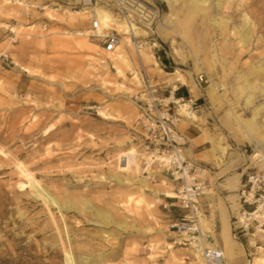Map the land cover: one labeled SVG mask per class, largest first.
<instances>
[{"label":"rangeland","instance_id":"374dc122","mask_svg":"<svg viewBox=\"0 0 264 264\" xmlns=\"http://www.w3.org/2000/svg\"><path fill=\"white\" fill-rule=\"evenodd\" d=\"M136 2L147 6L145 16ZM195 2L0 0V264H199L169 227L183 209L167 195L172 178L146 165L136 96L144 74L164 95L176 94V69L192 93L195 84L206 89L195 103L208 115L201 156L186 150L184 134L185 121H199L196 112L177 109L183 154L197 166L201 196L232 159L245 169L244 183L264 167V110L253 118L264 105V0ZM94 7L117 22L98 21L103 34L92 36ZM126 19L134 35L119 30ZM112 30L124 59L104 49ZM199 73L206 82H197ZM129 150L136 163L122 169ZM240 210L239 203L222 264H264L260 234L233 236Z\"/></svg>","mask_w":264,"mask_h":264},{"label":"built area","instance_id":"2783aa9c","mask_svg":"<svg viewBox=\"0 0 264 264\" xmlns=\"http://www.w3.org/2000/svg\"><path fill=\"white\" fill-rule=\"evenodd\" d=\"M128 4V0H121ZM91 3V0H84ZM90 35L94 36L98 28L92 23ZM104 49L113 51L120 43L115 31H109L103 37ZM198 83L206 82L202 73L196 76ZM160 83L143 75V91L136 96L137 125L142 130L140 135L150 157L147 164H158L175 182L174 195L183 209L182 214L171 221L169 227L176 233L183 245H189L200 255L203 264H222L223 250L215 245H205L200 229L199 197L204 187L195 175L197 166L183 154L185 136L178 129L181 109L184 116L195 111V102L190 97L177 96L175 90L164 95ZM241 210L233 222V236L240 238L258 233L264 238V167L247 175L240 190Z\"/></svg>","mask_w":264,"mask_h":264},{"label":"crops","instance_id":"0c3cea01","mask_svg":"<svg viewBox=\"0 0 264 264\" xmlns=\"http://www.w3.org/2000/svg\"><path fill=\"white\" fill-rule=\"evenodd\" d=\"M195 86L196 87L193 88V93L187 84L181 82L177 83L174 89L177 90V96L186 95L188 93V97H191L192 94H195V97H191L192 101L201 103L203 98L206 99L205 95L208 91L204 89V93L196 84ZM195 112L199 121L195 124L185 121L188 123V126L184 134L189 139L186 150L197 157L201 156L204 149L207 148V141L203 139L204 133H201L200 130L205 125V122L208 121V115L202 107V104L196 106ZM193 113L192 115H194ZM233 156H235L234 153ZM213 173L214 178L212 180L207 179L205 182L206 187H208L211 192L201 196L200 203L206 221L211 229L207 232L209 234L207 240L209 244L212 245H214V241L218 242L220 245L219 247L222 249V247H228L230 244L228 240L229 230L232 217H234L235 212L238 210V204L240 203V190L243 186L242 179L245 174V169L242 168V164L239 163V161L232 159L231 161H227L221 169L214 170Z\"/></svg>","mask_w":264,"mask_h":264},{"label":"bare ground","instance_id":"6f19581e","mask_svg":"<svg viewBox=\"0 0 264 264\" xmlns=\"http://www.w3.org/2000/svg\"><path fill=\"white\" fill-rule=\"evenodd\" d=\"M8 1V0H7ZM195 5H199V3L197 2V0H196V2H195ZM95 8V11L93 12V17H94V19H92V23L94 22V21H96V23L98 24V28H97V33H99V28H100V25H102V26H106L107 25V23H116L117 22V19H115L114 17H113V15L111 14V12L109 11V10H106V9H104V8H102V7H99V8H96V7H94ZM134 10L138 13V14H141V16L142 15H146L145 14V12H148V8H147V6H145V4L144 3H142V2H136L135 4H134ZM100 22V25H99V22ZM131 23H133V21L130 19H126L125 20V22L123 21V22H119V24H118V28H119V30H121L122 32H123V34H126V33H128L129 32V34H132V35H134V33L136 32V29L135 28H133L132 27V25H131ZM133 24H135V23H133ZM245 33V32H244ZM100 35L101 34H103V31H101L100 30V33H99ZM244 36H246V34H244ZM241 37V36H240ZM246 38H247V36H246ZM241 39H243V38H241ZM124 42H128V39H124ZM153 44V43H152ZM117 50H120V47L119 46H117L116 47V49H114L113 51H108V52H112L113 54L112 55H115L114 57H116V58H121V59H124L123 57H122V55H120L119 53H116L115 51H117ZM178 61H180V59L178 60ZM260 73V72H259ZM262 73H264V72H262ZM173 75L175 76L174 77V80L175 81H180L181 83H183V84H189V80H188V78L186 77V76H184L183 74H182V72H180L178 69H176L175 71H174V73H173ZM194 95V94H193ZM251 96V95H250ZM247 101H250V97H248L247 99H246ZM261 110H264V105H262V106H260L259 108H258V111L256 110L255 112H253V118H257L258 117V115L260 114V111ZM192 115V113H190V115L189 116H191ZM194 115H192L191 117H193ZM131 149V148H130ZM136 153L133 151V150H129L128 152H124V155H123V162H122V165H123V167H122V169H128L130 166H131V164H135L136 163V159H135V157H136V155H135ZM256 155V154H255ZM121 156V155H120ZM122 160V159H121ZM135 167V166H134ZM128 171H130V169L128 170ZM143 182V181H142ZM41 189V188H40ZM39 189V190H40ZM39 190H37L36 192H35V196L36 197H41L42 195H41V192L39 191ZM41 191H43V190H41ZM165 191V190H164ZM167 195L168 196H170V197H175V195H174V193H172V192H168L167 193ZM45 196V195H44ZM48 196V195H47ZM43 198V197H42ZM49 198V197H48ZM240 214V213H239ZM204 244L205 245H208V246H211L212 244H209V243H207L206 242V238H204ZM224 253V252H223ZM192 255H193V257L195 258V260H196V262L197 263H199V264H203V262H202V259H201V257H200V255L198 254V252H196L195 250H194V252H192L191 253ZM224 257H225V254H224Z\"/></svg>","mask_w":264,"mask_h":264}]
</instances>
